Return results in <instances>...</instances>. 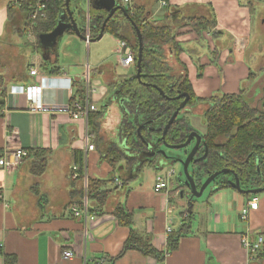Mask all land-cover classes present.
Masks as SVG:
<instances>
[{
	"label": "crops",
	"instance_id": "crops-1",
	"mask_svg": "<svg viewBox=\"0 0 264 264\" xmlns=\"http://www.w3.org/2000/svg\"><path fill=\"white\" fill-rule=\"evenodd\" d=\"M164 1L166 6L161 4V0H132L131 3L145 6L149 10L151 21H162L165 8L181 10L191 18L211 19L215 16V32L221 33L216 41L212 40L210 34L205 35L204 41H199L194 33L178 37V42L184 48L179 62L173 58L171 50H165L173 73L176 76L183 74L181 65H184L198 98L209 99L241 92L246 98L248 90L257 82V77L264 69V63L260 64L257 74H254L253 67L245 62L253 27V8L250 0ZM8 2L0 0V47L14 48L16 55L23 57L28 67L25 66L24 71H19L21 75L15 82L5 77V69L1 67L0 77L5 80L10 90L18 86H40L41 79L48 78L39 95L32 99L17 97L14 104H18L20 108L32 103L35 106L43 103L61 105L68 98L67 80L75 83L88 78L91 81L90 73H94L99 77V81L91 85L94 91L91 95L92 104L98 110L105 106L109 126L111 118L116 117L119 118L120 124L121 101L113 100L114 93L111 91L113 84L124 81L117 75L111 57L113 52L118 55L120 40L106 32L100 41L95 42L84 41L76 34L65 33L62 38L75 36L77 42L71 41L77 43L81 49L84 45L87 49L93 48L95 55L92 64H87V68L82 65L83 57L79 58V55H76L74 65H60L61 39L57 42V50L54 46L43 48L39 44L38 49L34 50L28 37L23 40L13 34V28L19 27L22 19L16 17L12 22L9 21ZM107 2L115 0H99L95 4L104 7ZM119 2L127 6L123 0ZM89 12L88 6L86 21L89 20ZM85 37L87 38V32ZM226 37L232 39V45L222 48ZM194 49L197 50L196 56ZM216 50L218 52L213 56L212 53ZM43 54L47 61L42 58ZM47 63L55 64L61 73H44L41 66ZM116 63L119 66V58ZM34 67L39 69L38 76L31 74ZM247 103L251 106L248 101ZM14 104L7 97L5 106L0 111V159L6 153L17 149H24L32 154L17 167H0V247L3 248L0 264H5L6 257L14 258L16 264H83L84 256L89 264H98L100 261L107 264H248L241 238L246 235L252 238L259 235L264 237V193L257 199V196L248 197L236 189L228 188L209 194L206 200L190 202L191 193L188 194L185 180L179 176L180 169L177 165L165 166L162 171L156 169L159 163L164 165L166 157L172 155L162 150L163 145L150 148L146 142L147 152L136 151L133 156L139 158L136 162H140L144 155H148L147 162L151 159L154 165L145 162L139 166L140 171L132 167L127 178L123 173L124 180H128V188H125L123 179L116 177L120 178L118 170L124 168L127 163L122 162L116 170L105 160L115 131L107 134L108 142H105V136L102 139L99 135L94 136L88 129L86 131L83 123L72 121L64 111L58 109L55 113H49L15 110L12 108ZM206 108L207 106L200 105L195 109H188L191 126L201 135H204L205 131L200 132L195 126L198 117L204 115ZM202 109L205 110L202 112ZM191 117L195 118L194 124ZM116 126H119L118 123ZM157 127V122L150 121L144 129L152 131V128L156 130ZM87 133L90 136L88 143L95 146L93 151L88 150ZM192 147L193 145L189 150ZM36 151H50V154L39 155L47 160L46 169L39 176L33 173L39 160V157L34 155ZM159 151L161 153L153 160V155ZM162 151H165L166 155ZM126 156L127 162L132 159L128 153ZM80 159H83L89 178L110 181L107 183L108 189L116 190L103 207L104 214L99 216V221L89 223L86 230L84 223L72 213L74 205L85 203L82 182L70 178L71 168L77 166L76 163ZM145 168L153 169L149 175L155 184L132 187V183L141 178ZM164 170H168L166 174L163 173ZM170 170L175 173L168 178L169 188L156 193L157 176L166 177ZM174 177L177 181L175 186ZM117 180L120 184H117ZM253 200L259 203L258 209L250 213L249 220L242 221V211L248 208L249 202ZM86 202L89 209L93 208L92 200L87 199ZM118 206L132 211L133 222L130 227L119 223L114 216L113 212ZM168 227L171 228L169 233ZM182 231L184 235L180 238L178 247L168 252L171 233L178 234ZM132 232L138 242L150 244L162 253L163 260L159 262L138 249L124 251V244ZM65 251H71L75 258L65 259ZM258 264H264V257Z\"/></svg>",
	"mask_w": 264,
	"mask_h": 264
},
{
	"label": "trees",
	"instance_id": "trees-1",
	"mask_svg": "<svg viewBox=\"0 0 264 264\" xmlns=\"http://www.w3.org/2000/svg\"><path fill=\"white\" fill-rule=\"evenodd\" d=\"M41 2V0H9L7 4L9 21L12 22L16 17L22 19L20 26L13 28V34L23 40L31 36V46L34 50L38 49L39 37L51 33L57 27L61 15L66 10V0H47L44 2V11H41L34 19L32 17L33 12ZM118 3L124 7L129 18L123 11L118 10L107 23L105 32L118 40L127 41L132 46L135 56L133 66V74L135 75L112 85L111 91L117 95V100L123 101V123L118 133L122 142L125 143V148L121 146L110 147L107 150L105 160L117 170L122 162L130 164L132 160L137 161L139 159L132 156L131 161L128 160L127 162V148L133 152L145 153L147 152V144L162 146L163 130L184 101V98L177 99V97L187 93L190 97L187 107L180 112L169 129L166 141L171 145L185 143L188 136L195 131L189 121L190 111L188 109H195L200 105L207 106L204 113L207 122L206 131L203 135L204 145L200 147L196 157L200 159L206 156V158L196 163L193 162L191 165L197 186L201 187L203 182L215 172L230 169L239 176L243 190L256 188L257 184L261 183V179L264 178V115H260L258 110L253 109L245 101L242 92L235 95L214 96L209 99L196 97L188 79L186 67L180 64L183 74L180 76L173 75V69L165 52V47H169L172 50L173 58L179 62V57L184 48L178 42V37L194 33L199 41H204L207 34H210L213 39H218L221 33L215 32L217 27L215 16L211 19L191 18L181 10L165 8L162 14L163 20L158 22L151 21L149 10L145 6L138 3H130L124 6L119 0ZM70 9L82 36L85 37L87 24L85 0H71ZM89 10L90 39L94 40L98 38L109 12L92 5H89ZM132 23L139 28L143 39L140 80L137 78L139 40ZM68 33L75 34L72 30ZM217 52V50L213 52V56ZM53 65L55 64L47 63L42 65L41 69L46 74H60V68ZM74 84L76 96L84 95L83 83L76 81ZM156 87L164 92L165 97ZM9 92L10 89L5 84V80L0 77V111L5 106L4 102ZM105 116V106L103 109L91 113L88 129L94 136L100 134V125ZM150 121L158 123L156 130L147 131L144 129V126ZM141 127L143 128L141 129ZM40 154L47 155L50 154V151L34 152L36 157H39ZM147 163L154 165V161ZM127 164L124 168H119L118 176L121 174L120 178L116 177L120 180L123 179L125 188H128V180H124L123 173L125 178H127V174L129 177L131 168ZM76 165L78 167L77 180L83 182L87 177V199L94 202L93 208L90 207L89 211L97 216L103 215V207L107 205L116 190L114 188L108 189L107 183L110 181L89 178L86 175L83 159L78 160ZM46 166L47 160L39 157L33 169L34 175L42 174ZM227 177H231L234 181L232 174L217 178L211 185V188H214L211 194L232 188L229 181H224ZM113 214L119 223L127 227H130L133 222L132 211H128L123 206H118ZM183 230L186 231V229ZM184 231L178 234L171 233L168 239V252L174 251L178 247ZM134 237L135 234L132 232L124 244V251L138 249L159 262L163 260L162 253L150 244L138 242ZM263 257L264 249L260 252L259 260ZM5 264H16V261L14 258L6 257Z\"/></svg>",
	"mask_w": 264,
	"mask_h": 264
},
{
	"label": "built area",
	"instance_id": "built-area-1",
	"mask_svg": "<svg viewBox=\"0 0 264 264\" xmlns=\"http://www.w3.org/2000/svg\"><path fill=\"white\" fill-rule=\"evenodd\" d=\"M41 4H38V7L34 10L32 17L34 19L37 18V16L41 13V11H44V2L47 0H41ZM123 2L128 5L132 2V0H123ZM161 4L163 6H166V2L164 0H161ZM90 20L87 21V40L90 39ZM29 39H32L31 36ZM118 58H119V65L123 67L124 69H131L134 66L135 63V56L133 52L132 46L127 41H119V47H118ZM31 74L33 76H38L40 74L39 69L37 67H34V69H31ZM48 81V78H42L40 86H34V87H13L11 92L8 95V100L10 99V102L14 104L17 97H26L28 99H32L33 97H36L39 95L44 86L45 83ZM68 82V98L66 102H64L61 105H51V104H39L38 106H35L34 103L30 104V106H27L25 108H20L18 104H14L12 106L15 110H21L25 109L27 111L31 112H49V113H55L58 109L61 111H64L67 113L71 120L74 122H80L83 123L86 127V131L88 129V122L89 117L91 113L97 112V107L92 104L91 101V95L93 94V89L91 87L90 81L87 78L86 80H82V83L84 84V95L82 96H76V88L74 86V82L72 80H67ZM89 130V129H88ZM89 133L86 135V144L88 145V150L93 151L95 150V146L89 144ZM29 152L24 149H17L16 151L12 153H6L1 159H0V167L10 169L13 167H17L20 165L24 159H27L29 157ZM71 175L70 178L73 180L78 179V167L74 166L71 168ZM175 171L170 170L166 177L158 176L156 179V185H155V192L159 193L165 189H168L169 186V180L168 178L172 177L174 175ZM117 184H120V181L117 180ZM87 177H85L84 181L82 182V188L85 196V203L81 205H74L72 208L73 216L76 219L81 220L86 226L89 223L99 221V216L93 215L87 206ZM259 207V203L256 200H253L249 202L248 208L244 209L241 213V220L247 221L249 220L250 213L252 211H256ZM86 232V231H85ZM167 232H171V228H167ZM87 233V232H86ZM88 235V233H87ZM242 247L246 252L247 256V263L248 264H258L259 263V255L261 250L264 246V237L263 236H257L256 238H252L249 235H246L241 238ZM2 249L0 247V256L2 255ZM64 258L67 260H73L75 258V255L71 251H65L64 252ZM83 264H89L87 258L83 257ZM98 264H107L105 261H100Z\"/></svg>",
	"mask_w": 264,
	"mask_h": 264
},
{
	"label": "rangeland",
	"instance_id": "rangeland-1",
	"mask_svg": "<svg viewBox=\"0 0 264 264\" xmlns=\"http://www.w3.org/2000/svg\"><path fill=\"white\" fill-rule=\"evenodd\" d=\"M250 3L252 4V8H253V14H252L253 15V27H252V32L250 33L251 41L249 39L248 49L245 53L246 54L245 62L250 64L253 67L252 73L257 74L258 65H260V64L262 65L264 63V0H250ZM71 40H76V42H77V38L75 36H72V35L65 36L64 38H61L60 45L62 46V48H61V53H59V57H60L59 64L63 65L64 63H67L69 66L74 65V63H76L75 62L76 55H79V58L83 57L82 58V65H84V67L87 68V64H89V63L92 64V61L94 60L95 53L93 52V48H91V50H90L89 48L87 49L86 45H84L83 48L81 49V48H79V45H77V43H74V41H71ZM212 40L216 41L217 39H212ZM224 40L226 42H225V45L223 44L222 48L230 47L232 45V39L231 38L226 37ZM202 45H204V48H206L205 43H203ZM166 49L171 50L169 47H167V48L165 47V50ZM218 49H220V46H218ZM114 51H116V49H114ZM194 51H195L194 55L196 56L197 50L194 49ZM171 52H172V50H171ZM115 54H116V52L115 53L113 52L111 54V57H112L114 65L116 67L117 75L121 79H124V80L129 79L132 76H134L135 75V74H133L134 67L131 69H124L120 65L118 66V64L116 63L118 60V55H115ZM38 58H36V59H38ZM33 60H32V62H34ZM25 66H26V68L28 67L27 62L24 61L23 57L20 58L16 55L14 48L9 47V46L4 47V48L0 47V67H1V69H3V68L5 69V77L8 80H13V82H15L17 77L19 75H21L19 73V71H21V72L24 71ZM53 66H56V65H53ZM262 71L263 72H261V74L257 77V82H255L254 85L252 87H250V89L248 90V95H246L245 99L251 104L252 107L258 109L261 112H264V107H262L263 98H264V69ZM90 74H91V77H90L91 81L90 80L89 81L91 82V85H93L94 83L99 81V77L96 76L94 73L93 74L90 73ZM173 75H176V74H173ZM178 75L180 76L181 74H178ZM204 110L205 109H202V112ZM119 116H121L120 124H119V118L116 117V119H114V118H111L112 120L109 119L110 120V126H109L108 118H106V116H105L101 122V125H100L99 136L101 139L105 136V138H104L105 142H108V139L106 138V136L108 137L107 134L110 133L111 131H115V134L113 135L112 145L108 146V149L110 147L112 148V147H118V146L125 148V145L122 144L124 142H122V140H121L122 138L120 139L119 133H118L119 128L121 127V125L123 123V112H122V110H121V112H119ZM191 120L194 124L195 118L191 117ZM117 123L119 126H116ZM196 124H197V126H195V127L200 132L206 131L207 122H206L204 115L201 117H198ZM109 128H110V130H109ZM224 139L226 140V138H224ZM225 140H223V141H225ZM123 141H126V140L123 139ZM126 143H127V141H126ZM163 149L166 150L169 155L183 157L186 159L185 150L166 149L164 146L162 147V150ZM126 151L131 156H133L135 154V152L128 150V148L126 149ZM177 166L180 169L179 174L183 173V165L180 166L177 164ZM166 171H168V170H164L163 173H165ZM150 172L152 173L153 169L145 168L144 173L141 176V178L138 179L137 181H134L132 183V187L136 186V185H140V184H145L146 185L145 187L151 186V185L153 186L155 183H154V180L150 178V175H149ZM182 179L186 181L184 174L182 176ZM176 182L177 181H175V177H174V183H173L174 186H175ZM187 192H188V194H190L191 193L190 189H188ZM210 192H211V187H209L205 191L204 195L201 198L195 199V200H200V199L206 200L208 198ZM253 196L254 197L257 196V199H259L261 196H263V193L253 195Z\"/></svg>",
	"mask_w": 264,
	"mask_h": 264
},
{
	"label": "water",
	"instance_id": "water-1",
	"mask_svg": "<svg viewBox=\"0 0 264 264\" xmlns=\"http://www.w3.org/2000/svg\"><path fill=\"white\" fill-rule=\"evenodd\" d=\"M99 0H85V4H86V11H87V7L90 5L94 6L95 8H101V9H105L109 12L104 24L102 25L100 34L98 36L97 39L94 40H87L86 37L82 36L78 24L75 21V18L73 17L72 11L70 9V2L71 0H66L65 2V12L61 15L60 19H59V23L57 25V27L49 34H43L39 37V45H41V47L43 48H48V47H53L55 48V50H57L56 46H57V42L62 38V36H64L65 33H68L70 30H72L80 39L84 40V41H89V42H95V41H100L103 37V35L105 34V29H106V25L107 23L113 18V16L116 14V12L118 10H121L125 13V15L127 16V18H129V16L126 13V10L124 9V7L120 6L118 1L115 0V2H107L106 6L104 7H98L96 6V2L98 3ZM135 31L137 33L138 36V40H139V54H138V60H137V78L140 80L141 78V66H142V56H143V39H142V35L141 32L139 30V28L132 23ZM42 58L47 61L48 59L45 57V55H42ZM157 88V87H156ZM159 90V92L161 93V95L163 97H165L164 92L157 88ZM185 97V100L181 103V105L179 106L178 110L173 114V116L171 117V119L168 121V123L166 124L164 130H163V136H162V141H163V146L166 149H172V150H185L186 153V159L183 157H178V156H169L166 157V162L163 165V163H159L157 166V170L162 171L163 168L165 166H174V165H183V173H181L179 176H183V174L185 175L186 181L184 182V184L187 186L188 189H190L191 195H190V202L194 201L195 199H199L201 198L205 191L211 187V185L213 184V182L226 174H233L235 177V183L231 184L233 189H236L237 191H239L242 194L245 195H257V194H262L264 193V188L261 189H252V190H243L240 186V180H239V176L235 173V171L230 170V169H223L221 171L215 172L214 174H212L210 177H208L206 179V181L202 184V186L200 188H198L196 181H195V177H194V172L193 169L191 167V165L193 164V162H198V161H202L206 158V156H204L203 158L197 159V154L198 151L200 149L201 146L204 145V141H203V135L197 133L196 131L192 132L185 143L180 144V145H171L169 143H167L166 141V135L169 131V129L171 128V126L173 125V123L175 122V120L177 119V117L179 116L180 112L185 110L188 104V100H189V95L187 93L184 94H180L177 99H181ZM143 127H141L142 129ZM139 129V130H141ZM151 130H154L153 128ZM193 145V147L189 150V148ZM159 145L155 144V145H150L148 144V147L150 148H156ZM161 153V151L159 152H155V154L153 155V160L155 159L156 156H158ZM162 153H164V155H166L165 151H162ZM149 161H152L151 159H149ZM214 190V188H211V191ZM211 194V192H210Z\"/></svg>",
	"mask_w": 264,
	"mask_h": 264
},
{
	"label": "flooded vegetation",
	"instance_id": "flooded-vegetation-1",
	"mask_svg": "<svg viewBox=\"0 0 264 264\" xmlns=\"http://www.w3.org/2000/svg\"><path fill=\"white\" fill-rule=\"evenodd\" d=\"M184 98V100H185V97H183ZM190 98V97H189ZM113 100H116V101H118L117 100V95H114L113 96ZM121 101V102H120ZM119 102L121 103V108L123 107V102H122V100H119ZM188 102H189V100H188ZM262 107H264V101H263V104H262ZM253 109H255V108H253ZM257 110V109H256ZM258 112H259V114L260 115H264V112H261V111H259L258 110ZM205 117V116H204ZM263 158H264V156H263ZM131 161V160H130ZM148 161V155H144L143 156V158L140 160V162H136V161H131L130 162V165H131V168L133 167L134 168V170H138V168H139V166L141 165V164H143V163H145V162H147ZM129 164V163H128ZM218 172V171H217ZM233 175V174H232ZM234 176V175H233ZM239 180H240V178H239ZM206 181V180H205ZM204 181V182H205ZM224 181H229L231 184L232 183H235V177H234V181H232V178L230 177H227V178H225L224 179ZM261 183H258L257 184V187L256 188H253V189H261V188H264V178H262L261 179ZM203 182V183H204ZM240 186H241V184H240ZM198 188H200V187H198ZM248 190H252V189H248Z\"/></svg>",
	"mask_w": 264,
	"mask_h": 264
}]
</instances>
